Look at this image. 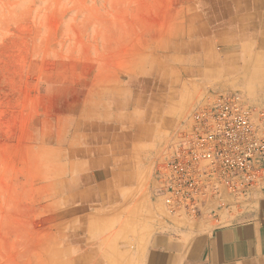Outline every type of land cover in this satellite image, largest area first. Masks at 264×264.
<instances>
[{
	"label": "rangeland",
	"instance_id": "rangeland-1",
	"mask_svg": "<svg viewBox=\"0 0 264 264\" xmlns=\"http://www.w3.org/2000/svg\"><path fill=\"white\" fill-rule=\"evenodd\" d=\"M213 6V0H0V264L65 262L67 222L82 218L67 202V185L90 170L82 159L84 128L96 127L88 118L101 110L105 92L137 76L152 81V89L177 95L185 86L191 94L180 135L153 169L156 188L157 170L195 110L220 94L247 98L213 79L200 81L198 65L185 60L195 54L196 31H213Z\"/></svg>",
	"mask_w": 264,
	"mask_h": 264
},
{
	"label": "crops",
	"instance_id": "crops-1",
	"mask_svg": "<svg viewBox=\"0 0 264 264\" xmlns=\"http://www.w3.org/2000/svg\"><path fill=\"white\" fill-rule=\"evenodd\" d=\"M213 5V31H196L192 44L183 39L195 50L185 60L198 65L200 81L264 107V0ZM151 84L130 77L88 118L97 123L84 128L82 159L91 167L67 185V202L82 218L67 222L63 264H264V190L248 200L226 195L217 219L166 211L153 169L193 99L185 86L176 95Z\"/></svg>",
	"mask_w": 264,
	"mask_h": 264
},
{
	"label": "built area",
	"instance_id": "built-area-1",
	"mask_svg": "<svg viewBox=\"0 0 264 264\" xmlns=\"http://www.w3.org/2000/svg\"><path fill=\"white\" fill-rule=\"evenodd\" d=\"M156 174L155 193L172 216L217 219L226 195L251 199L264 190V107L239 93L216 96L195 110Z\"/></svg>",
	"mask_w": 264,
	"mask_h": 264
}]
</instances>
